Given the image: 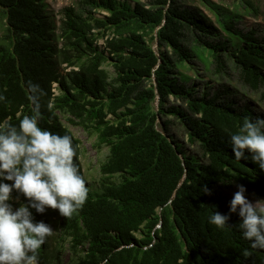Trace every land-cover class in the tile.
I'll use <instances>...</instances> for the list:
<instances>
[{
    "label": "trees",
    "instance_id": "trees-1",
    "mask_svg": "<svg viewBox=\"0 0 264 264\" xmlns=\"http://www.w3.org/2000/svg\"><path fill=\"white\" fill-rule=\"evenodd\" d=\"M80 2L63 9L58 27L46 0H0L8 38L0 43V130H19L24 116L36 115L31 82L43 93L38 126L72 136L80 174L85 178L80 140L58 110L97 130L100 142L110 146L102 173L121 175L101 191L89 189L85 205L69 219L58 209L40 213L30 207L34 222L60 229L72 246H83L78 264H264V249L244 237L239 208L230 212L233 198L220 191L243 185L264 197V170L248 150L237 160L230 143L246 118L264 117L239 103L227 86L200 90L181 71L185 62L203 58L200 46L212 57L206 64L224 74L229 59L240 80L264 99V38L229 18L218 20L226 33L219 37L205 14L181 0ZM94 9L107 14L97 17ZM105 31L112 35L101 48L97 39ZM190 37L195 48L187 43ZM64 63L73 68L62 73ZM106 63L116 73L114 85ZM188 145L196 152H187ZM12 200L30 205L15 189ZM216 211L230 217L223 229L209 222ZM59 251L49 236L38 250V264L59 262Z\"/></svg>",
    "mask_w": 264,
    "mask_h": 264
},
{
    "label": "clouds",
    "instance_id": "clouds-1",
    "mask_svg": "<svg viewBox=\"0 0 264 264\" xmlns=\"http://www.w3.org/2000/svg\"><path fill=\"white\" fill-rule=\"evenodd\" d=\"M30 84L34 104L33 116H24L19 124L0 130V178L14 184L0 182V264H38V250L53 229L45 222H34L30 211L44 213L46 208L58 209L67 219L85 205L89 188L75 163L77 155L70 135L54 134L38 126L41 109L39 85ZM3 99V97H0ZM51 110L52 105H48ZM230 143L237 160L251 159L264 170V118L245 119L238 134ZM13 189L22 193L30 205L22 204L13 210L9 203ZM204 191L210 192L206 187ZM243 185L230 202V212L239 208L242 222L239 227L253 248L264 249V203H252L244 195ZM230 217L216 211L209 218L211 224L223 229Z\"/></svg>",
    "mask_w": 264,
    "mask_h": 264
},
{
    "label": "rangeland",
    "instance_id": "rangeland-1",
    "mask_svg": "<svg viewBox=\"0 0 264 264\" xmlns=\"http://www.w3.org/2000/svg\"><path fill=\"white\" fill-rule=\"evenodd\" d=\"M81 0H46L48 3V9L52 14L57 26H60L61 20L64 16L63 9L67 6L79 7ZM145 4H152L153 0H140ZM187 6L191 8H197L200 12L206 15L210 24L216 28V33L219 37H225L226 33L221 28L219 19L229 18L235 21L237 28L244 31L256 30L257 33L264 38V0H250L257 10H254L245 0H181ZM107 14L102 9H94V15L97 17H104ZM59 32V30H57ZM97 32H102V29H97ZM104 32V31H103ZM6 28L3 20H0V43H8L6 37ZM105 36H101L97 39V44L104 47L105 39L112 35L111 31H105ZM150 36L147 38L149 39ZM155 50H158L155 40L152 42ZM188 45L196 46L195 42L190 37ZM59 46H62V39L59 42ZM195 48V47H194ZM197 51L204 53L203 58L194 57L193 61L185 62L181 68L185 74H187L191 80L190 83L196 85L200 90L206 89L213 90L220 85L227 86L231 92L234 93L236 100L239 103H249L250 107L257 113L264 117V99L261 98V93L258 90H253L245 85L239 78V73L232 61L229 59L226 61L227 68L224 74H219L213 64H206L212 60L211 55L207 50L196 47ZM209 60V61H208ZM72 66L64 63L61 65V72L66 73ZM108 72V80L111 85L116 84L113 66L110 63L103 64ZM111 87V86H110ZM59 90L56 89V93ZM173 99V98H172ZM156 106V103H155ZM62 122L73 132V134L80 140L81 156L80 160L85 173L87 186L92 191H101L106 185L110 183H116L121 180L120 174H114L111 176L105 175L101 171V165L107 160L110 146L105 142H100L97 130L90 126L86 127L83 123H80V119L73 116L70 112L64 110H58ZM113 120L112 115L107 117ZM160 128V123H158ZM176 134L180 141L187 144V137L184 134L182 128L176 124ZM196 152V149L192 146H187V152ZM239 190L237 185H224L220 188L222 195L226 196L227 200L234 198V194ZM244 195L246 198L255 203L260 200L264 203V197L255 195L252 191L246 190ZM13 206V210L18 209L21 205L17 200H12L10 203ZM53 234L50 236L53 247L59 249L60 261L52 264H78L79 258L84 254V248L81 245L76 247L72 246L70 237L64 236L62 230L52 228ZM136 236H140L136 233Z\"/></svg>",
    "mask_w": 264,
    "mask_h": 264
}]
</instances>
